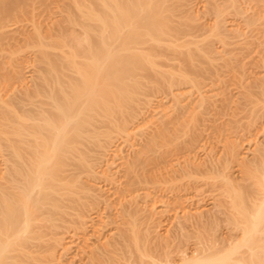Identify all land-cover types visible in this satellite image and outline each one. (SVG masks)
<instances>
[{
  "label": "bare ground",
  "instance_id": "6f19581e",
  "mask_svg": "<svg viewBox=\"0 0 264 264\" xmlns=\"http://www.w3.org/2000/svg\"><path fill=\"white\" fill-rule=\"evenodd\" d=\"M182 1L0 0V264H264V0L205 22L226 96Z\"/></svg>",
  "mask_w": 264,
  "mask_h": 264
},
{
  "label": "rangeland",
  "instance_id": "374dc122",
  "mask_svg": "<svg viewBox=\"0 0 264 264\" xmlns=\"http://www.w3.org/2000/svg\"><path fill=\"white\" fill-rule=\"evenodd\" d=\"M46 1H48V0H46ZM217 1L219 2V5L217 4V3H218ZM229 1H230V0H228V1H227V0H186V1H182V3H183V2L185 3V6H183V7H186L187 10H188V9L190 10V11H188L189 15L191 14V15L194 16V19H195L196 22H195L194 20H193L192 22H194V23H197V22H201V23H203V22H204L203 25H204L205 27H204V32H203V33H204L205 36H203V35H202L203 33H201L202 31H200V30H203V29H202V28H203V25H202V28H201L200 30H198L199 32L196 31V33H200V34H201V35H200V34L196 35L198 38H199V35H200V38H199V39L196 38V39L198 40L197 42L200 43V44H201V43L204 44V42H207V41H209V43H211V44L213 43L212 45H213V47H214V49H215V53H214V54L216 55V53L219 51L218 53H220V54L222 55V57L216 55L218 58L214 56V57L216 58V60L214 61V59H215V58H214L212 62H217V65L219 64V66L222 65L220 68H219V67L217 68L218 71H219V69H222V73H221V70H220V72H219L220 75L217 73V76H222V75L224 74L222 80H224L225 84L227 83V86H226L225 84H223L224 87H223V88L220 87V86H221V83H224V82H221V81H220V80H221V78H220V79L218 80V82H220V85H218L219 83L216 82V83H217V84H216V85H217L216 87L218 88L217 91H218L219 93H221L222 95H224V96L230 94V93H228V91L230 92L231 89H233V90L231 91L232 93H235V92L239 89L238 84L236 83V81H233V80H237V81L239 80V79H235V78H238V77H237L236 73L234 74V72L237 71V74H238V76H239V75H240L239 72H241V69H240V71H239V70H238L239 67H236V66H235V67L237 68V70H235V67H234V66H233L234 68H233V67H230V65H229L230 68H228V64H230V63H227V60H226L228 57H226L227 55L223 57V55L228 54V53H229L228 50H231L230 44H229V43H228V44H225V43L222 44L223 42H221V43L218 42V43H217L218 40H217V41L214 40V39H217V38H215V36H213V35H210V32H209L208 29H210V28L216 23L214 20H217V19H219V18H220L221 20L224 19V22L226 21L225 23H228V24H227L228 27L230 26V24H229V23H230V22H229L230 20H234V23H238V22H239V19H238L239 17L236 16V18H235V16L233 15V13L229 10V9H230V7L228 6V3H230ZM238 1H239V3H238ZM245 1H246V0H236V3L240 4V6H241L242 8L244 7V9H245V8L247 9L249 5H248V3H245ZM224 2H225V4H224ZM184 3H183V5H184ZM220 3H221V4H220ZM244 3H245V4H244ZM207 4H208V5H207ZM217 5H218V6H217ZM220 5H222V6H220ZM225 5H226V6H225ZM229 5H230V4H229ZM187 6H189V7L187 8ZM214 6H215V7H214ZM219 6L222 7L223 9H224V8H225V9L223 10V9L220 8ZM223 6H224V7H223ZM245 6H246V7H245ZM208 7H209V8H208ZM213 8H214V10H213ZM216 8L222 9V10L224 11V12L222 11V14H221L222 16H220V17L217 16V18L215 17L216 14H215V12H214V11L216 10ZM225 10H226V11H225ZM227 10H228V12H227ZM247 10H249L247 13H248V14H249V13L251 14V11H250L251 9L248 8ZM191 11H192V12H191ZM262 11H263V10H262ZM190 12H191V13H190ZM208 12H209V13H208ZM210 12H211L212 14H211ZM229 12H230L231 15L229 14ZM22 14H23V15H22ZM194 14H195V15H194ZM214 14H215V15H214ZM223 14H224V15H223ZM227 14H228L229 16H228ZM262 14L264 15V12H263ZM262 14H261V16H262V17H261V18H262L261 21H264V17H263ZM225 15H227V17H226ZM19 16L21 17V18H20V21L23 20V22H19V23H18L19 25H22L23 23H24V24H29L30 21H31V19H32V13H31V12H28V13H26V12L23 13V12H22V13L19 14ZM193 16H192V17H193ZM206 17H207V18H206ZM211 17H212V18H211ZM218 17H219V18H218ZM222 17H223V18H222ZM231 17H232V18H231ZM30 18H31V19H30ZM200 18L203 19L204 21L201 20ZM208 18H209V19H208ZM215 18H216V19H215ZM233 18H234V19H233ZM261 18H260V19H261ZM227 19H228V22H227ZM198 20H199V21H198ZM208 20H209L210 22H209ZM237 20H238V21H237ZM213 21H214V22H213ZM205 22H206L207 24H209V25H211V23H212L213 25H212L211 27L208 25V26L210 27V28H209V27L206 26L207 24H206ZM205 24H206V25H205ZM227 26H226V27H227ZM228 27H227V28H228ZM205 28H207L208 31L205 30ZM229 28H230V27H229ZM205 31H206V32H205ZM263 31H264V23H263V26H262V29H261L260 33H258L259 36L262 37V38H261L262 41H264V40H263V39H264V32H263ZM207 32H209V33H207ZM228 34H230V33H228ZM201 37H202V38H201ZM229 38H230V35H228V36L226 37V41H230ZM212 39H213V40H212ZM5 41H6V39H4V40L2 41V43H3V44L6 43ZM211 41H212V42H211ZM226 43H227V42H226ZM205 44H206V43H205ZM214 45H215V46H214ZM222 46H223V47H222ZM232 49L234 50L233 52H235V56H234V58H237V60H244V59H245L243 63L246 62L247 65L244 66V64H243L244 67L249 68V69L251 68V66L253 67L254 64L252 63V65H250L251 62L248 63V61H250V60L247 61V59H250V57L245 58V56L247 57V54H246V53H244L242 50H241V52H242V53H241L239 47H236V46H235V47H232ZM216 51H217V52H216ZM226 51H227V52H226ZM225 52H226V53H225ZM24 53H26V52L23 51V53H20V54H22V55L25 56V57L27 56V59H30V58H31V57H30V56H31V53H29L28 51H27L26 54H24ZM218 53H217V54H218ZM243 53H244V54H243ZM28 54H29V56H28ZM214 54H213V55H214ZM242 55H243V56H242ZM244 55H245V56H244ZM236 56H237V57H236ZM250 56H251V55H250ZM252 56H253V55H252ZM220 57H221V58H220ZM229 57H230V54H229ZM223 58H224V59H223ZM225 58H226V59H225ZM2 59H3V58H1V60H2ZM222 59H223V60H222ZM1 60H0V61H1ZM4 60H5V59H3L2 61H4ZM251 60H253V59H251ZM174 61H175V60H174ZM222 61H225V62L222 63ZM229 61H230V60H229ZM229 61H228V62H229ZM241 62H242V61H241ZM7 63H8V62H7ZM7 63H6V65H7ZM224 63H225V67L223 66ZM226 64H227V67H226ZM212 65H213V64H212ZM214 65H215V64H214ZM215 67H217V66H215ZM26 69H28V68H26ZM26 69L23 70L24 72L22 71V73H24L25 76H24L23 74H22V76H23V77H26V78H23V79H25L26 81L30 82L28 78H30V75H31L32 72H29V71L26 70ZM230 69H231V70H230ZM232 69H233V70H232ZM33 70H34V69H33ZM225 70H226V71H225ZM262 70H263V69H262ZM262 70H261V71H262ZM218 71H217V72H218ZM223 71H224V72H223ZM231 71H234V72H232L234 75L231 74ZM253 72H254V71H253ZM262 72H263V71H262ZM25 73H26V74H25ZM33 74H35V73L33 72ZM221 74H222V75H221ZM230 74L233 76V78H232V76H230ZM224 76H225V77H224ZM245 76H247V75H244V76L241 77V78L246 80V78H248V76H247V77H245ZM13 77H14V76L7 75V74H3V75H1V76H0V89H1L2 87H3V88H7V86L9 87L10 85H13V83L16 81V78H15V77L13 78ZM230 77H231V78H230ZM239 77H240V76H239ZM224 78H225V79H224ZM13 79H14V80H13ZM27 79H28V80H27ZM230 79H231V80H230ZM30 80H31V79H30ZM228 80H229V81H228ZM230 81H231V82H234V84L237 85L236 88L231 87V85H233V83L231 84ZM245 82H247V80H246ZM14 84H15V83H14ZM230 84H231V85H230ZM228 85H229V88H230V89H229V88L227 89ZM218 86H219V87H218ZM219 88H220V90H219ZM149 89H150V90H149ZM155 89H157V90L160 91V92L162 91L161 89L159 90L158 88H154V87H153V88H147L146 91H145V94L149 95L148 97H150V99H152V100H150V101H151V102H154L153 105H152L151 102H149L148 105H149L150 107H151V105H152V106H159V105H160V106H159V109H164V107L166 108V105H168V104H167V103H168V100H167V98L165 99V97H164L165 94L162 95V97H161L160 94H161V93L163 94V92L160 93V92H158V91H155ZM188 89H189V88H188ZM190 89H192V88H190ZM234 89H235V90H234ZM236 89H237V90H236ZM148 90H149V91H148ZM224 90H225V92H224ZM227 90H228V91H227ZM150 91H151V92H150ZM217 91H216V92H217ZM220 91H221V92H220ZM226 91H227V93H226ZM153 92H154V93H153ZM157 93H158V94L160 93V94L158 95ZM143 95H144V94H143ZM139 96H141V95H139ZM151 96H152V97H151ZM155 96H157V97H155ZM143 97H144V99H145L146 95L142 96V99H143ZM146 99L148 100V98H146ZM153 100H154V101H153ZM162 101H163V102H162ZM164 101H165V102H164ZM147 102H148V101H147ZM161 102H162V106H161ZM155 103H156V104H155ZM148 105L145 103L144 106H146V108H149ZM147 106H148V107H147ZM140 117H141V116H140ZM140 117H138V118H140ZM146 118H147V119H146ZM137 120H140V121L138 122V124H139L141 121L144 122V124H143V123H142V124L140 123L141 125L139 124V126H143V127H145V129L142 128V127H140V129H139V126H137ZM137 120L135 119V121H136V128H137V130L139 129V130H138L139 133H141V131L144 132V131L146 130V127L149 126L148 124H145V123H146V122H147V123L149 122V124H150V121H151V119L148 118V117H145V119L143 118V120H142V119H137ZM144 120H145V121H144ZM148 120H149V121H148ZM146 125H147V126H146ZM136 128H135V129H136ZM141 128H142V129H141ZM135 129H133V130L135 131ZM143 129H144V130H143ZM137 130H136V131H137ZM138 131H137V132H138ZM137 132H135V134L133 133L134 135L132 134V136L135 137V136L137 135V134H136ZM139 133H138V134H139ZM131 138H132V137H131ZM131 138H128V139H129L128 142L126 141L127 143H129V145H128L126 142H125V143L123 142L124 144H126V145H123L122 141H120V142L122 143V144L120 143L122 147H121L120 144H119V148L121 147V148L119 149V151H120V150H121V151L118 152V153H120L121 156H122V155H123V156H127L128 154L133 153V151H132L133 149H135L136 147H137V148L140 147V146L138 145V143L140 142V135L137 136V138L135 137V138H136V142L134 141L135 138H132V140L134 139L133 141L131 140ZM128 139H127V140H128ZM138 139H139V140H138ZM130 141H131V142H130ZM137 141H138V142H137ZM130 143H133L132 146H133V145H135V146L137 145V146H136V147L133 146V149H132V147H129V146L131 145ZM245 143H246V142H245ZM246 145L248 146V144H244V145H243V147H242V150L244 149L243 151L246 150V149H245V147H247ZM128 148H129V149H128ZM130 148H131L132 150H131ZM130 151H132V152H130ZM0 152H1V151H0ZM128 152H129V153H128ZM1 153H2V152H1ZM0 156H1V155H0ZM0 159H1V157H0ZM229 173H230V172H229ZM97 183H98V181H97Z\"/></svg>",
  "mask_w": 264,
  "mask_h": 264
}]
</instances>
